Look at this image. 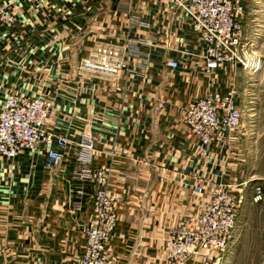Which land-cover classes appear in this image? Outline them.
Returning <instances> with one entry per match:
<instances>
[{
  "label": "crops",
  "instance_id": "0c3cea01",
  "mask_svg": "<svg viewBox=\"0 0 264 264\" xmlns=\"http://www.w3.org/2000/svg\"><path fill=\"white\" fill-rule=\"evenodd\" d=\"M130 3L0 0L15 19L0 29V103L8 91L47 96L57 111L53 130L66 132L71 140L81 131L92 132L97 138L93 164L111 167L110 188L118 197L119 218L109 250L118 264H161L166 225L193 207L194 173L218 178L225 166L226 178H241V165L234 161L239 160L235 150L241 135L237 133L227 159L215 152L198 163L194 138L179 123V108L202 89L205 77L199 65L194 71L193 62L175 70L164 65L165 59H184L185 51L194 50L192 36L170 2L132 0L148 23L141 27L126 20ZM253 10L245 7V27L255 19ZM129 27L144 36L154 33L152 77L144 89L135 87L141 100L133 96L121 111L120 97L111 90L92 89L87 82L77 87L76 65L88 46L123 37ZM222 74L217 73L221 82ZM158 96L168 101L161 112L152 107ZM108 151L114 153L112 159ZM39 153L24 151L13 160L0 157V264H55L63 257L77 263L71 253L80 249L82 240L78 218L67 209L70 166L44 169Z\"/></svg>",
  "mask_w": 264,
  "mask_h": 264
},
{
  "label": "built area",
  "instance_id": "2783aa9c",
  "mask_svg": "<svg viewBox=\"0 0 264 264\" xmlns=\"http://www.w3.org/2000/svg\"><path fill=\"white\" fill-rule=\"evenodd\" d=\"M181 15L192 36L194 50L185 51V58H167L164 65L175 70L194 63L199 65L205 84L179 108V123L194 138V154L201 165L215 152L229 157L234 139L242 126L243 113L239 106L238 89L225 86L218 72H229L240 66L255 72L259 57L247 58L244 47V0H164ZM126 20L134 26H148L140 11L130 0ZM14 16L0 5V29L10 26ZM141 35L128 28L123 37L95 41L86 48L77 63L78 88H106L120 97V109L133 99L141 100L135 88L149 86L152 77L150 47L154 33ZM225 73V72H223ZM163 96L153 99L156 112L166 110ZM57 111L53 99L8 91L0 103V157L16 159L22 152L39 151L43 167L56 170L70 166L72 182L67 209L76 214L82 246L71 253L76 264H118V258L108 248L119 212L118 197L110 188L109 165L94 166L97 138L90 131H81L75 140L66 132L53 130ZM119 149V147H118ZM112 159L114 153L108 151ZM226 167L220 177L194 173L190 184L193 207L180 215L172 225H166L161 264H222L225 251L232 242L244 191L251 180L236 182L226 178ZM88 187L90 190H87ZM252 198H262L260 185L253 187ZM55 264H69L62 258Z\"/></svg>",
  "mask_w": 264,
  "mask_h": 264
},
{
  "label": "rangeland",
  "instance_id": "374dc122",
  "mask_svg": "<svg viewBox=\"0 0 264 264\" xmlns=\"http://www.w3.org/2000/svg\"><path fill=\"white\" fill-rule=\"evenodd\" d=\"M246 7H253L254 21L244 28V50L247 58L259 57L255 72L240 66L225 72L230 78L227 85L238 89L239 106L242 109L241 135L235 157L241 165V178L236 182L251 180L244 191L240 205L234 238L225 251L223 264H264V0H244ZM226 76V77H225ZM240 176V175H239ZM260 185L262 198L253 201V187Z\"/></svg>",
  "mask_w": 264,
  "mask_h": 264
}]
</instances>
